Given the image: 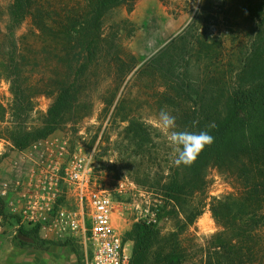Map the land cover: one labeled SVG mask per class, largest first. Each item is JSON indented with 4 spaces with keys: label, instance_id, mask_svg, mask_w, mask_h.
<instances>
[{
    "label": "rangeland",
    "instance_id": "374dc122",
    "mask_svg": "<svg viewBox=\"0 0 264 264\" xmlns=\"http://www.w3.org/2000/svg\"><path fill=\"white\" fill-rule=\"evenodd\" d=\"M10 1L0 0V181L21 175L26 165L24 154L30 151L45 156L56 153L63 145L68 153L93 150L94 179L112 195L113 224L118 232L125 234L139 220H157L163 233L179 232L186 251L183 264H208L211 235L223 229L214 216L213 203L234 196L229 209L242 216V211H247L246 205L241 204L246 184L236 171L210 165L205 190L194 196L202 213L193 224L186 222L176 203L165 194L163 184L177 166L173 163V148L155 126L154 117L166 107L176 117L178 131L186 130V119L175 105L164 100L163 79L149 69L140 70L149 57L191 25L189 75L197 79L213 63L209 69L219 66L234 77L244 62L264 60V0H123L106 11L103 33L111 38L116 35L114 41L122 54L136 58V68L118 85L105 60L100 61L98 73L95 62L91 64L79 75L81 91L76 107L67 108L61 126L26 146L15 145L9 132L17 124L27 130L42 127L61 81L75 74L86 58L81 49L83 42L69 44L44 33L28 16L14 33L19 52L27 57L18 72L31 103L25 112L14 114V95L8 78L12 64L5 54L11 40L7 27ZM38 2L55 19L73 13L83 23L89 20L90 0ZM203 38L211 43L207 50L196 43ZM113 94L114 102L109 105L104 99ZM4 225L12 233L13 223L7 221ZM246 227L257 230L246 244L247 255L242 264H264V218ZM12 238L19 248H31L45 255L52 248L62 252L65 262L80 264L79 242L42 238L43 241H33L18 234ZM128 249L132 250L131 245ZM218 260L225 264L223 258Z\"/></svg>",
    "mask_w": 264,
    "mask_h": 264
},
{
    "label": "trees",
    "instance_id": "16d2710c",
    "mask_svg": "<svg viewBox=\"0 0 264 264\" xmlns=\"http://www.w3.org/2000/svg\"><path fill=\"white\" fill-rule=\"evenodd\" d=\"M90 1L89 20L85 23L75 19L73 13L55 19L38 0L10 1L7 27L11 40L10 49L5 54L12 64L8 78L14 95V114L25 112L26 106L28 108L31 103L18 72L20 63L24 60L26 62L27 57L19 52L14 33L15 27L28 16L44 33L63 38L69 44L83 42L81 49L86 58V62L81 63L75 74L61 81L42 127L27 130L17 124L12 128L9 134L15 145L26 146L61 126L67 108L76 107L78 92L81 91L79 75L84 74L94 62L98 73L100 61L105 60L112 78L119 82L118 85L136 68V58L134 55L122 54L121 47L114 41L116 35L111 38L103 33L106 11L123 0ZM191 31L192 26L188 25L149 57L140 70L149 69L163 79L165 89L161 94L166 102L178 108L177 112L182 113L186 119V130H206L214 137V142L205 147L191 166L177 167L163 187L165 194L183 213L186 222L193 224L202 213V208L196 207L194 203V196L205 190L209 166L236 171L238 178L247 187L241 197V204L246 205L247 211H242V216H238L229 209L232 205L230 201L234 200L231 195L213 203L214 216L223 229L211 235L208 264H221L219 258H223L225 264H242L247 255L246 244L257 230H248L246 226L264 218V60L251 59L244 62L234 77L228 76L219 66L215 70L209 69L214 66L210 63L197 82L198 78H193L191 73L189 75ZM196 43L201 45L202 50L211 46L204 38ZM114 98L113 94L104 101L112 105ZM193 121L198 123L193 126ZM211 124L215 126L209 127ZM18 235L33 241H43L36 228H22ZM125 237L133 242L130 264H183L186 251L179 232L163 233L157 220L134 222Z\"/></svg>",
    "mask_w": 264,
    "mask_h": 264
},
{
    "label": "built area",
    "instance_id": "2783aa9c",
    "mask_svg": "<svg viewBox=\"0 0 264 264\" xmlns=\"http://www.w3.org/2000/svg\"><path fill=\"white\" fill-rule=\"evenodd\" d=\"M24 155L21 175L0 181V235L9 234L8 221L12 235L36 228L43 240L79 242L80 264H130L132 241L113 224L112 195L94 179V151L68 153L63 145Z\"/></svg>",
    "mask_w": 264,
    "mask_h": 264
},
{
    "label": "clouds",
    "instance_id": "9594fccd",
    "mask_svg": "<svg viewBox=\"0 0 264 264\" xmlns=\"http://www.w3.org/2000/svg\"><path fill=\"white\" fill-rule=\"evenodd\" d=\"M155 126L166 135L167 141L173 148L175 166H191L198 158L206 146L214 142V137L206 130L189 131L176 130V117L167 110L162 108L154 117ZM195 126L198 121H193ZM214 124L209 127H214Z\"/></svg>",
    "mask_w": 264,
    "mask_h": 264
},
{
    "label": "crops",
    "instance_id": "0c3cea01",
    "mask_svg": "<svg viewBox=\"0 0 264 264\" xmlns=\"http://www.w3.org/2000/svg\"><path fill=\"white\" fill-rule=\"evenodd\" d=\"M12 237V234L0 235V264H77L72 261L65 262L61 257L62 252L52 248L46 255L31 248H19Z\"/></svg>",
    "mask_w": 264,
    "mask_h": 264
}]
</instances>
